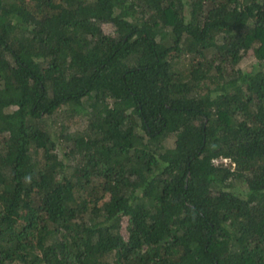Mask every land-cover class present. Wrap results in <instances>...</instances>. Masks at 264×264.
<instances>
[{"label": "trees", "instance_id": "trees-1", "mask_svg": "<svg viewBox=\"0 0 264 264\" xmlns=\"http://www.w3.org/2000/svg\"><path fill=\"white\" fill-rule=\"evenodd\" d=\"M0 264H264V0H0Z\"/></svg>", "mask_w": 264, "mask_h": 264}, {"label": "rangeland", "instance_id": "rangeland-1", "mask_svg": "<svg viewBox=\"0 0 264 264\" xmlns=\"http://www.w3.org/2000/svg\"><path fill=\"white\" fill-rule=\"evenodd\" d=\"M103 29L106 32H112L113 27L111 24L108 23V24L103 25ZM254 62H255V58H254L252 52L248 51V52H245L243 54V56L239 62V66L244 70H250L252 68ZM65 115H66V113H65ZM64 122L68 123L70 125L69 126L70 131L75 130V129H81L85 123V121L81 120L79 117L72 119V121L64 120ZM174 140H175L174 137H169L166 140V145L172 146L174 144ZM126 225H127V218L123 217L121 220V232H122V235L124 236V238L127 237Z\"/></svg>", "mask_w": 264, "mask_h": 264}]
</instances>
